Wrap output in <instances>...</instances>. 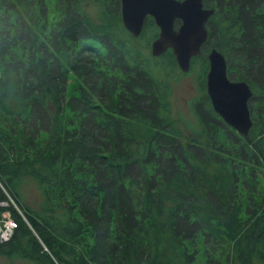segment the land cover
Masks as SVG:
<instances>
[{
	"label": "trees",
	"instance_id": "obj_1",
	"mask_svg": "<svg viewBox=\"0 0 264 264\" xmlns=\"http://www.w3.org/2000/svg\"><path fill=\"white\" fill-rule=\"evenodd\" d=\"M209 1L217 29L192 58L203 91L185 135L165 114L170 80L145 52L159 34L151 15L135 36L121 0H0V181L29 221L10 204L18 226L0 254L41 264H264V0ZM211 46L253 89L248 135L213 107ZM161 56L177 66L171 47ZM24 176L41 185L38 209L21 199ZM57 208L68 218L55 220Z\"/></svg>",
	"mask_w": 264,
	"mask_h": 264
},
{
	"label": "water",
	"instance_id": "obj_2",
	"mask_svg": "<svg viewBox=\"0 0 264 264\" xmlns=\"http://www.w3.org/2000/svg\"><path fill=\"white\" fill-rule=\"evenodd\" d=\"M213 12L214 8L203 7V0H121L125 27L139 36L151 15L160 28L151 42L153 54L161 55L171 47L184 71L191 68L193 56L202 52L209 35L206 22ZM176 19H181L177 27ZM207 56L206 86L214 109L239 132L248 135L253 125L249 105L252 87L246 80L230 78L226 57L218 48L213 47Z\"/></svg>",
	"mask_w": 264,
	"mask_h": 264
},
{
	"label": "rangeland",
	"instance_id": "obj_3",
	"mask_svg": "<svg viewBox=\"0 0 264 264\" xmlns=\"http://www.w3.org/2000/svg\"><path fill=\"white\" fill-rule=\"evenodd\" d=\"M87 9L90 15L96 21L100 19L101 7L99 3L91 1L88 4ZM220 26L225 28L227 26V23L222 21ZM146 30H147L146 39H149L151 41L154 30H152V28L149 26L146 27ZM233 30H235V28H231V31ZM151 42H150V46L145 50V52L151 58L150 61L154 67V71L156 75L170 80L171 83V92L170 95L168 96L170 109L168 111H165V114L175 121L174 122L175 126L178 127L185 135L191 134L193 128L197 127V118L195 116V113H193L192 111L191 103L193 98L199 95L203 91L199 85V80L201 75V71H200L201 63L196 62L191 65V68L188 71H184L181 69L176 59L177 66L174 67L173 69L169 68L168 63L163 56L153 54L151 48ZM208 51L204 52L203 54L207 56ZM20 189H21V199L26 204H29L35 209L41 207L42 203L44 202V195L42 193L41 185L34 177L24 176L20 183ZM50 214L51 215L53 214L55 220H65L68 218V212L63 208H57L53 212L51 211ZM33 233L35 234L36 238L40 241V243L44 246V249L50 252L44 241L40 238L37 232L34 231V229H33ZM55 260L58 261L56 258ZM0 264H41V263H38L36 260H34L29 256L20 257V256H10L7 254H0ZM44 264H51V263L49 262L48 259H44ZM57 264L60 263L57 262ZM254 264H260V263L255 261Z\"/></svg>",
	"mask_w": 264,
	"mask_h": 264
},
{
	"label": "built area",
	"instance_id": "obj_4",
	"mask_svg": "<svg viewBox=\"0 0 264 264\" xmlns=\"http://www.w3.org/2000/svg\"><path fill=\"white\" fill-rule=\"evenodd\" d=\"M0 186L4 189L8 196V199L0 200V207H3V209L0 211V242H6L12 238L15 229L18 226V221L15 218L13 211L9 207L10 204H13L17 208V210L28 223L29 221L21 210V208L19 207V205L17 204V202L15 201V199L11 196V194L4 187L1 181Z\"/></svg>",
	"mask_w": 264,
	"mask_h": 264
},
{
	"label": "flooded vegetation",
	"instance_id": "obj_5",
	"mask_svg": "<svg viewBox=\"0 0 264 264\" xmlns=\"http://www.w3.org/2000/svg\"><path fill=\"white\" fill-rule=\"evenodd\" d=\"M203 7L204 8H214V12L209 16V18L207 19V22H206V26H207V29L208 30H213V28L216 30L217 29V27H216V23L215 22H213L212 21V19L214 18L213 17V14L215 13V11H216V6H212V4H211V1H209V0H203ZM178 20H180V22L178 23L177 21ZM181 23V19H176V27L179 25ZM219 24H221V22L219 23ZM220 27L221 26H219L218 27V30H220ZM159 30H160V28H159ZM234 31V30H233ZM209 36V35H208ZM213 47H216V48H218L217 46H211V48H210V50L213 48ZM219 49V48H218ZM209 50V51H210ZM220 50V49H219ZM208 51V52H209ZM220 51H222V50H220ZM208 52H207V54H208ZM224 54V53H223ZM225 55V54H224ZM208 57V56H207ZM226 57V56H225ZM226 60H227V58H226ZM227 63H228V61H227ZM208 64H209V59H208ZM229 64H228V74H229ZM236 71V70H235ZM229 76H230V74H229ZM231 78V77H230ZM231 79H235V80H243V79H236V78H231Z\"/></svg>",
	"mask_w": 264,
	"mask_h": 264
}]
</instances>
